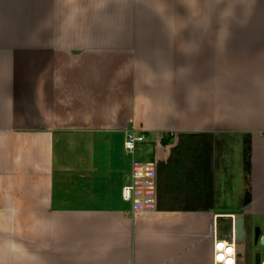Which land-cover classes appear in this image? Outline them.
Masks as SVG:
<instances>
[{"label":"crops","instance_id":"0c3cea01","mask_svg":"<svg viewBox=\"0 0 264 264\" xmlns=\"http://www.w3.org/2000/svg\"><path fill=\"white\" fill-rule=\"evenodd\" d=\"M169 135L225 153L170 191ZM227 215L246 264L264 235V0H0V264H213Z\"/></svg>","mask_w":264,"mask_h":264},{"label":"rangeland","instance_id":"374dc122","mask_svg":"<svg viewBox=\"0 0 264 264\" xmlns=\"http://www.w3.org/2000/svg\"><path fill=\"white\" fill-rule=\"evenodd\" d=\"M149 140H154L153 136L151 135L149 137ZM167 144H171L172 147L169 150L168 156L166 157V163H165V170L161 171V178H160V185L163 186V183L166 184L168 182V186L170 191H178V188L183 186L184 184V174L183 169L181 168L182 165H184V169L193 170L196 166L197 160H207L210 159L213 162L218 159L219 156L224 155V150H220L219 146L222 144L216 143V140L214 138H207V139H200L195 137L190 138H183L184 141H181L178 136H172L169 135V138ZM205 146L207 150L206 152L200 153V147ZM217 157V158H216ZM185 159V160H184ZM216 159V160H215ZM183 160V163H180ZM185 162V163H184ZM212 162V165H213ZM214 164V166H215ZM198 165V164H197ZM215 170V169H214ZM213 170V171H214ZM183 175V176H182ZM192 175V174H191ZM189 179V175H187ZM181 180V183L179 184ZM192 185L194 184L193 180H188ZM209 185V183H208ZM194 186V185H193ZM223 186H228L227 184L223 183ZM231 186V185H230ZM162 189V188H161ZM177 192L173 195L170 193V197H176L177 199ZM174 199H171L170 204H174L175 202L172 201ZM169 202V201H167ZM229 219H219V234L220 236H227L230 233V225L228 222ZM257 227V226H256ZM244 241H240V244L242 245ZM261 252L264 256V248L262 245H257L255 243L248 246V254L246 264H255L257 262V254ZM249 257V258H248ZM264 260V258L262 259Z\"/></svg>","mask_w":264,"mask_h":264},{"label":"built area","instance_id":"2783aa9c","mask_svg":"<svg viewBox=\"0 0 264 264\" xmlns=\"http://www.w3.org/2000/svg\"><path fill=\"white\" fill-rule=\"evenodd\" d=\"M145 135L138 134L135 130H128L125 139V148L127 152L134 153L137 147V143L143 142ZM133 185H128L123 188L124 198L130 200L132 196ZM231 219V230L229 235L220 236L219 233H215L213 239V264H242L240 260L239 243L240 240L236 237L235 232V220L236 217H228ZM223 247H220V246ZM231 249V252L228 251ZM255 264H264V261L256 262Z\"/></svg>","mask_w":264,"mask_h":264},{"label":"water","instance_id":"95a60500","mask_svg":"<svg viewBox=\"0 0 264 264\" xmlns=\"http://www.w3.org/2000/svg\"><path fill=\"white\" fill-rule=\"evenodd\" d=\"M235 232L236 237L241 241L245 237V229H244V217L239 216L235 220ZM259 239H261V243L264 244V235H261V231L259 227L255 229V243H258ZM261 261L260 258L257 259V262Z\"/></svg>","mask_w":264,"mask_h":264},{"label":"trees","instance_id":"16d2710c","mask_svg":"<svg viewBox=\"0 0 264 264\" xmlns=\"http://www.w3.org/2000/svg\"><path fill=\"white\" fill-rule=\"evenodd\" d=\"M162 143L163 144H167L168 143V140L164 139V141L162 140ZM248 156V155H247ZM247 165H248V162H247Z\"/></svg>","mask_w":264,"mask_h":264},{"label":"bare ground","instance_id":"6f19581e","mask_svg":"<svg viewBox=\"0 0 264 264\" xmlns=\"http://www.w3.org/2000/svg\"><path fill=\"white\" fill-rule=\"evenodd\" d=\"M221 217V215H219ZM227 217H232V215H227Z\"/></svg>","mask_w":264,"mask_h":264},{"label":"snow or ice","instance_id":"6c2138e0","mask_svg":"<svg viewBox=\"0 0 264 264\" xmlns=\"http://www.w3.org/2000/svg\"><path fill=\"white\" fill-rule=\"evenodd\" d=\"M220 247H223L222 245ZM229 252H231V249H228Z\"/></svg>","mask_w":264,"mask_h":264}]
</instances>
